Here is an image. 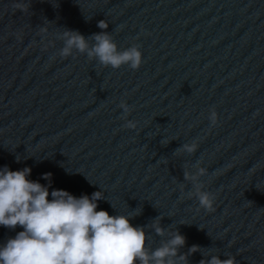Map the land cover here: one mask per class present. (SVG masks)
<instances>
[{
	"label": "water",
	"instance_id": "1",
	"mask_svg": "<svg viewBox=\"0 0 264 264\" xmlns=\"http://www.w3.org/2000/svg\"><path fill=\"white\" fill-rule=\"evenodd\" d=\"M100 20L119 50L140 46L139 69L60 56L59 33L91 45ZM193 142L195 153L177 152ZM4 166L30 167L49 193L102 191L97 210L130 215L150 251L179 231L178 254L200 247L187 264H264V0H0ZM197 167L213 211L184 179ZM22 230L0 226V246Z\"/></svg>",
	"mask_w": 264,
	"mask_h": 264
},
{
	"label": "clouds",
	"instance_id": "2",
	"mask_svg": "<svg viewBox=\"0 0 264 264\" xmlns=\"http://www.w3.org/2000/svg\"><path fill=\"white\" fill-rule=\"evenodd\" d=\"M14 7L23 9L25 5L20 3ZM108 26L105 20L98 21L101 31L92 35L91 45L78 31L64 29L58 35L64 45L60 56L67 58L75 50L105 67L119 69L128 65L133 70L139 69L140 46L119 50L106 31ZM119 107L124 118L132 110L124 101ZM209 119L213 125L217 123L215 109L210 111ZM125 127L135 129L137 122L129 120ZM197 148L195 142L186 143L177 152L193 154ZM206 173L204 167H197L195 173L186 170L184 179L195 181L193 188L200 207L213 211L215 196L198 181ZM30 175V167L16 171L8 166L0 168V226L23 229L0 246V264H187L188 256L200 251L198 245H192L187 254H178L186 244L185 236L179 231L161 247L150 251L144 227L133 226L130 215H110L105 210H97V202L104 199L102 191L80 197L58 189L49 193L50 185L30 180ZM50 177L47 173L43 179L50 180ZM152 226L158 235L164 234L158 219ZM199 264H237V260L231 255L223 260L218 255H210V259H201Z\"/></svg>",
	"mask_w": 264,
	"mask_h": 264
}]
</instances>
